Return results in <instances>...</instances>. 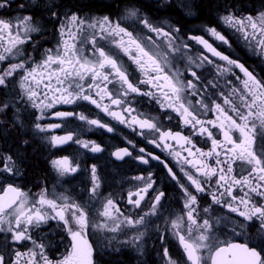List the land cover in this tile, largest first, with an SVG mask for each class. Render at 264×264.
I'll list each match as a JSON object with an SVG mask.
<instances>
[{"label":"snow or ice","instance_id":"snow-or-ice-1","mask_svg":"<svg viewBox=\"0 0 264 264\" xmlns=\"http://www.w3.org/2000/svg\"><path fill=\"white\" fill-rule=\"evenodd\" d=\"M121 2L122 8L116 0L107 5L119 8L112 13L91 8L88 0L73 6L57 0H0V117L11 112L10 118H0V264H101V249L119 254L131 248L143 256L153 236L160 242L157 254L163 264H264V76L216 46L218 41L232 48L216 26H203L213 42L205 35H182L178 22L153 20L134 0ZM13 4L18 15L8 14ZM160 6H171V0ZM177 7L186 17L196 16L199 4L180 0ZM217 7L222 9L220 23L239 34L264 67V0L259 9L249 8L245 0H224ZM48 24L55 40L51 46ZM192 42L202 49L195 55ZM135 97H148L175 113L182 130L165 128L158 117L140 112L133 106ZM81 101L172 157L170 166L166 158L137 149L126 137L129 147L110 153L141 165L158 162L179 190V213L164 215L167 194L152 171L131 177L126 193L104 195L98 167L92 164L83 202L66 192H49L47 186L33 194L17 182L24 176L31 141L13 138L5 147L12 134L41 136L52 147L71 142L92 153L105 151L96 141L81 139L79 132L48 135L65 125L42 123L49 115L72 117L89 130L115 131L84 112H49ZM196 138L209 146L198 147ZM50 165L58 178L81 168L68 156ZM119 200L130 206L127 214ZM221 209L224 215H216ZM229 225L233 235L247 237L245 242L219 239L217 231ZM43 226L69 238L56 258L49 255L51 241L37 238ZM91 235L99 239L92 241ZM168 236L176 240L180 258L170 253Z\"/></svg>","mask_w":264,"mask_h":264},{"label":"flooded vegetation","instance_id":"flooded-vegetation-1","mask_svg":"<svg viewBox=\"0 0 264 264\" xmlns=\"http://www.w3.org/2000/svg\"><path fill=\"white\" fill-rule=\"evenodd\" d=\"M57 2H63L69 6L75 5L78 0H57ZM89 5L93 9H103L104 12L117 13L119 8L123 7L121 0H116L119 8H109L107 5L111 4L113 0H88ZM138 7H140L147 14H150L153 20L156 21H170L172 24L177 22L183 25L182 35L184 33L195 34V35H205L206 39H209L210 42L212 38L207 36L203 31L204 25L216 26L219 31H221L232 43V48L229 49L224 45H221L218 41L214 43L219 49L223 52H226L229 55L238 56L242 62H246V65H250L260 73L261 76H264V67L260 65L258 57L253 56L245 47L243 40L240 38L239 34L235 33L234 30H231L225 27L220 23L218 17L221 14L222 9L218 7L214 10L212 17L201 16L198 13L196 16L186 17L181 9L177 7V4L180 0H171V6L161 7L162 0H134ZM249 8H252L253 5L257 9L260 7L261 0H245ZM222 4V3H221ZM85 11H88L86 8ZM8 14L18 15L16 12L15 4H13L12 9L9 10ZM47 28L49 29V39L51 44L55 43V40L51 37V28L52 25L48 24ZM131 30V28H130ZM137 32H141L140 27L136 28ZM143 34V33H142ZM192 54L195 55L201 51V47L196 45L195 42H192ZM39 58V57H37ZM126 64H130L126 57L121 56ZM183 63L180 64V67L183 69ZM188 78H191L189 74L185 73ZM139 78V74H136ZM211 79V76H209ZM140 112L151 114L152 116L158 117L165 128H171L174 131L182 130L180 121L177 118L175 113H172L170 110L161 109L158 104L150 100L148 97H135L134 105ZM52 111H73V112H84L92 118H99L105 123H109L110 126L115 128V131L112 133L106 132L104 129L91 128L89 130L88 126L84 125L83 122L78 121L72 117L67 118L66 120H60L58 118L47 116L42 123H62L65 127L60 129H51L49 130L48 135H64L66 131H75L81 133L80 138L84 140H92L101 144L105 151L101 153H92L87 149L81 148L79 145L74 143H69L63 146L52 147L46 139H43L41 136L33 137L31 134L24 137H17L15 134H12L9 137V141L4 143L5 147L11 146V141L13 138L19 140L20 138L29 139L31 141L30 146L27 147V162L23 165L24 176L22 179L17 178V182L21 184L25 190H30L33 194L39 191V188L42 186H47L49 192H66L68 195H71L77 200L83 202L87 200L86 188L90 186V175L88 168L90 165L95 164L98 167V172L101 176L102 194L106 195L108 193L114 194H124L132 186L129 182L131 177L147 174V171H152L156 176L160 178L159 187L164 190L167 194V200L165 201L166 211L164 215L167 216L169 213H179L182 208V203L180 202V193L175 183L168 180L165 176V170L163 167L156 161H152L151 166L141 165L138 161L132 157H126L124 160H116L115 157L111 156L110 153L115 151L116 148L129 147L125 140H131L136 145V148H145L147 151L153 152L156 155H160L162 159L166 158L170 166L175 164L172 157L168 156L167 153L161 152L160 149L155 148L154 145H151L147 142L144 137H141L135 134L132 129L126 127L123 124H119L117 121L112 120L111 117H108L103 112H100L94 105L88 104L87 102L81 101L75 105H56ZM171 115L172 119L169 121L167 116ZM11 112H9L8 117L0 118H10ZM30 117H26L29 119ZM211 118V114L209 117ZM185 135L188 134L187 129H183ZM238 135V134H237ZM219 138V137H218ZM151 139V137H149ZM195 142L198 147L206 149L209 145L205 143L203 138H196ZM3 143V142H0ZM18 146V145H17ZM131 150V148H130ZM177 150L179 147L177 146ZM137 154L136 151H133V157ZM68 156L73 160L74 163H79L81 165L80 170L77 173H74L70 176H65L58 178L56 172L50 165V161L59 157ZM179 173L178 168L174 169ZM207 197L202 200V203H205ZM122 211L126 214L130 209V206L127 205L126 200L118 201ZM98 207V205H97ZM226 210H219L216 215H224ZM234 215V214H233ZM155 220V218H153ZM156 223H162V221H156ZM52 228H55V222H50ZM239 232V230H237ZM251 235H254V232H250ZM41 235L46 236L48 241H51L53 248L49 252V255L53 258H56L58 254H61L65 251V246L69 242V238L65 233L58 231H51L48 226H43L42 231L37 233V238ZM217 236L220 240H230L234 242H245L247 237L243 235H233L231 231V225L228 226L227 230L221 229L217 231ZM2 238V237H0ZM123 238V237H121ZM99 238L96 235H91L90 240L96 241ZM147 239V237H146ZM30 244H27L25 247H30ZM167 246L169 247L170 253L177 258H180V249L174 238L168 236ZM160 249V242L154 236L152 239H148L146 245V250L143 256H140L131 248L121 249L119 254L104 252L101 249V255L97 257L101 261V264H163L161 256L157 254ZM20 251H25V248H20Z\"/></svg>","mask_w":264,"mask_h":264},{"label":"trees","instance_id":"trees-1","mask_svg":"<svg viewBox=\"0 0 264 264\" xmlns=\"http://www.w3.org/2000/svg\"><path fill=\"white\" fill-rule=\"evenodd\" d=\"M224 0H198L199 7L197 8L198 13L201 16L212 17L214 10L217 8L218 4L223 3ZM117 264V263H116ZM124 264V263H118ZM126 264V263H125Z\"/></svg>","mask_w":264,"mask_h":264}]
</instances>
